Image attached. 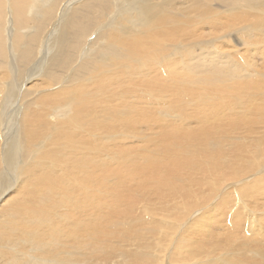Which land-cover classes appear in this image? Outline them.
<instances>
[{
	"label": "bare ground",
	"instance_id": "bare-ground-1",
	"mask_svg": "<svg viewBox=\"0 0 264 264\" xmlns=\"http://www.w3.org/2000/svg\"><path fill=\"white\" fill-rule=\"evenodd\" d=\"M262 127L264 0H0V264H264Z\"/></svg>",
	"mask_w": 264,
	"mask_h": 264
},
{
	"label": "rangeland",
	"instance_id": "rangeland-1",
	"mask_svg": "<svg viewBox=\"0 0 264 264\" xmlns=\"http://www.w3.org/2000/svg\"><path fill=\"white\" fill-rule=\"evenodd\" d=\"M234 39V38H233ZM235 40V39H234ZM234 40L232 41V38L230 39V44H231V42H232V44H234ZM236 41V40H235ZM239 47H241V45H239ZM227 50H229V49H227ZM230 51V50H229ZM145 95V93H141L140 94V96H144ZM229 100H232V102L235 100V98L232 96H226ZM144 100V101H143ZM140 101H141V103H143V104H146V102L148 103V101L146 100V99H144V97H140ZM230 107V106H229ZM232 113L234 112V110L233 109H231L230 110ZM3 112V111H2ZM256 128L257 127H255L254 128V130L256 131ZM261 129H264V127H262ZM13 129L11 128V127H8L7 129H6V131H5V133H6V135H5V144L6 145H8L9 146V148H10V150H11V148L13 147V145L16 143V134H15V132H13L12 131ZM148 133V135L150 134L149 132H147ZM153 133H154V130H153ZM157 133H161V129H158L157 130ZM9 140H12L11 142H9ZM12 146V147H11ZM262 173L264 172V170L263 171H261ZM15 188H13V190H14ZM257 200H258V202H259V204L262 206V207H264V204H263V202H261V199L260 198H256ZM264 200V199H263ZM264 211V210H263Z\"/></svg>",
	"mask_w": 264,
	"mask_h": 264
}]
</instances>
